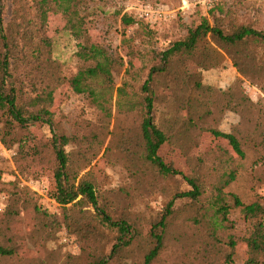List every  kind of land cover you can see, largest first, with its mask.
I'll list each match as a JSON object with an SVG mask.
<instances>
[{"label": "trees", "instance_id": "16d2710c", "mask_svg": "<svg viewBox=\"0 0 264 264\" xmlns=\"http://www.w3.org/2000/svg\"><path fill=\"white\" fill-rule=\"evenodd\" d=\"M126 1L117 3L122 27H151L166 21L138 19L125 10ZM143 3L169 8L158 0H136L132 6ZM97 6L86 0H0V143L19 153L29 126L48 130L50 139L39 147L35 145L34 155L41 154L40 147L45 145L56 162L52 196L59 205V216L41 205L33 209L47 237H58L61 225L79 242L78 252L51 253L44 264H218L220 259L230 258L238 242L246 248L243 264H260L258 259L264 256V197L255 190L252 198L244 200L231 190L237 169L226 149L217 147L207 159L188 155V151L206 131L226 139L237 157L245 156L247 134L242 135L236 125L231 131L219 130L208 120L217 113L235 114L240 124L247 119L253 121L251 115L264 118L263 97L251 101L238 77L226 88L206 85L201 82L200 72L219 66L226 53L240 76L258 83L264 93V67L260 74L257 63L243 65L237 55L231 54L241 52L247 41L264 45V31L243 23L224 28L220 17L213 16L211 22L200 17L186 27L181 38L153 52L155 56L136 87L123 78L116 85L114 75L122 65L121 59L92 41L87 32L86 18ZM102 9L110 6L105 4ZM50 12L61 15L64 30L75 41L74 55L79 64L67 78L71 91L84 94L102 113L97 127L88 134L77 129L66 134L53 126L49 106L62 74L46 35ZM250 56L246 54V58ZM188 61L195 65L194 72L185 70ZM128 67L123 71L125 75L138 74ZM170 103L172 112L157 115L159 105ZM111 108L116 123L104 155L115 147H126L129 157L123 165L128 179L118 189L124 198L121 205L115 200L116 189L98 193L89 173L83 171L98 151L96 136L106 126L104 118L110 116ZM181 110L184 118L178 116ZM255 122L262 124V119ZM162 143L185 154L191 172L183 177L188 188L168 195L153 214L123 207L130 205L143 174H180L157 155ZM65 146L71 148L66 150ZM259 179L258 184H262L264 178ZM144 224L148 225L145 234ZM106 231L111 237L104 251L105 243L96 236ZM0 264L37 263L17 257L11 240L0 230Z\"/></svg>", "mask_w": 264, "mask_h": 264}, {"label": "rangeland", "instance_id": "374dc122", "mask_svg": "<svg viewBox=\"0 0 264 264\" xmlns=\"http://www.w3.org/2000/svg\"><path fill=\"white\" fill-rule=\"evenodd\" d=\"M86 1L99 4L91 9V13L86 18L89 38L121 59L122 65L114 75L116 85L123 78L136 87L142 80L145 69L151 63V57L155 56L153 52L161 51L169 42L181 38L186 32V27L194 24L200 17H206L210 22L213 16L220 17L224 28L243 23L264 31V0H211L209 6H206L207 0H199L195 4L186 0L188 5L183 9H179L181 0H158L166 3L173 12L169 19L151 27H143L141 24L122 27L119 24L121 9L117 4L120 0ZM135 1L127 0L126 3L133 5ZM105 4H108L110 9L103 10ZM6 13L8 14V11ZM5 18H7L6 15ZM64 24L58 12L48 13L46 35L51 40L52 55L59 62L62 74L61 80L54 87L49 110L52 113L55 129L66 134L76 129L80 133L88 134L93 131L92 128L97 127L102 113L84 94L72 92L67 82V78L75 72L79 63L74 55L75 41L68 31L64 30ZM241 48L244 49L237 54L231 51L233 57L237 55L239 62L249 67L257 63L256 69L261 74L264 67V65L261 66L264 62V45L247 41ZM248 53L252 56L246 58ZM128 65L135 68L138 74L125 75L123 71ZM195 69L191 61L186 63L187 72H194ZM237 77L243 80L241 89L251 101H255L258 96L264 99L260 85L250 78L240 76L236 67L232 66L230 55L226 53L223 54L219 66L200 72L202 83L214 85L220 89L226 88ZM111 110L110 116L104 118L106 126L99 129L96 136L99 144L98 151L83 171L89 173L98 193L105 194L116 189L115 200L121 205L124 198L118 189L122 188L128 179L123 165L129 157L126 147H115L113 151L104 155V147L116 123L113 108ZM172 110V103L165 106L159 105L157 115L161 116L162 112H172ZM178 116L184 118V111H179ZM250 117L253 121L247 119L245 124L238 123L235 114L230 113L226 116L223 113H217L214 119L208 120L209 125L214 124L219 130L231 131L236 125L242 135H248L243 143L245 152L243 158L237 157L232 152L226 139L206 131L198 136L197 144L188 151V155L202 156L204 159H207L217 147L231 153L233 165L237 169V179L231 185V190L237 192L244 200L252 198L255 190L264 197V182L258 184L261 181L259 177L264 178V128L262 132L258 131L264 126V118L259 116L255 118V115ZM257 119H262V124L256 123ZM49 137L45 127L39 129L38 126L31 125L27 129V137L19 153H15L13 148L11 150L5 148L0 143V230L11 240L17 257L32 259L37 264H44L46 257L51 253L64 255L65 251L76 253L79 250L78 240L61 225L58 237L57 234H50V238L47 237L42 229V220L33 209L34 206L41 205L55 215L59 212V205L52 196L53 170L56 162L45 145L40 147L41 154L34 155L35 145L39 147L47 143ZM131 145L133 143L125 146ZM70 148L71 146H65L66 150ZM157 155L164 162L170 163L180 174L162 176L143 174L144 179L141 185L137 186L130 205H122L123 207L153 214L160 209L168 195L188 188L183 177L190 176L191 172L185 154L167 143H162L158 147ZM251 185H253L252 189L249 188ZM147 227V224L142 227L144 234ZM63 237L65 241L62 240ZM110 237L111 232L108 231L96 236L99 242L105 243L104 251L109 246L106 242ZM245 258V245L238 242L230 258L220 259L218 264H243ZM258 260L260 264H264V256Z\"/></svg>", "mask_w": 264, "mask_h": 264}, {"label": "built area", "instance_id": "2783aa9c", "mask_svg": "<svg viewBox=\"0 0 264 264\" xmlns=\"http://www.w3.org/2000/svg\"><path fill=\"white\" fill-rule=\"evenodd\" d=\"M192 4L199 2V0H190ZM211 0L206 1V6L210 5ZM186 0H181V5L179 9H183L187 6ZM125 10H130L132 14L138 19H144L148 22H156L160 20H167L172 15V9L165 6L159 5L157 3H143L138 6L127 5ZM65 241V237L62 238Z\"/></svg>", "mask_w": 264, "mask_h": 264}]
</instances>
